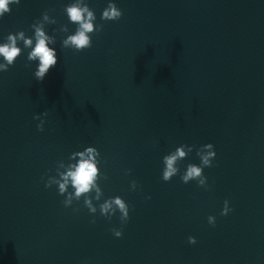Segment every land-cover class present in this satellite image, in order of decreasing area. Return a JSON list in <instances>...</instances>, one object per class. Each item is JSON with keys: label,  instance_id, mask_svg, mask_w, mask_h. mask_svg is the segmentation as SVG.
I'll list each match as a JSON object with an SVG mask.
<instances>
[{"label": "water", "instance_id": "1", "mask_svg": "<svg viewBox=\"0 0 264 264\" xmlns=\"http://www.w3.org/2000/svg\"><path fill=\"white\" fill-rule=\"evenodd\" d=\"M6 37L0 31V43ZM18 47L14 65L0 72V264H264V220L209 179L207 187L183 183L185 160L163 181L171 149L55 67L37 81L38 60ZM88 146L100 153L95 214L83 197L65 207L66 194L45 187ZM115 196L129 205L126 223L119 211L111 219L100 214L99 205ZM225 200L232 211L222 216Z\"/></svg>", "mask_w": 264, "mask_h": 264}, {"label": "clouds", "instance_id": "2", "mask_svg": "<svg viewBox=\"0 0 264 264\" xmlns=\"http://www.w3.org/2000/svg\"><path fill=\"white\" fill-rule=\"evenodd\" d=\"M20 0H0V17H3L6 13L11 11L10 5L19 4ZM65 12L71 23L77 25L74 34L67 35L62 41V47L71 48L77 52L92 47V33H99L103 29V25H97L96 15L93 9H91L85 0H73L65 6ZM122 11L115 3L109 2L108 6L103 10L101 19L105 21H117L121 18ZM56 20L50 17L48 11H45L42 18L37 20L31 25L34 30L32 37H27L24 31L17 33H9L4 43H0V58L3 62H0V72L8 71L9 67L14 65L18 56L21 55L22 49L18 47V42L22 41L24 48L31 49L28 52L27 59L29 61H37L38 66L34 72L35 79L37 81H43L49 70L57 64L58 58L55 48L49 47V44H55V36H50L45 32L46 24H55ZM61 32H68L67 26H61L59 29ZM35 41V43H34ZM48 113L44 112L42 115L46 116ZM34 119L40 120L37 125L38 131L44 130V120L40 115L34 116ZM194 146L181 145L176 148L175 151L163 157L164 168L162 171V180L165 182L171 181V179L179 173L178 161L183 160L190 152H192ZM187 148V152L185 151ZM197 155L200 158V165L189 164L186 171L181 175L183 183L187 184L190 181H197L198 186L207 187V177L204 175V168L212 167L213 160L216 157L214 146L211 143L202 145L197 150ZM73 157L79 156L80 159L74 165L68 166L65 172H58L56 177L50 176L45 183V187H51L53 184L58 186V192L61 195L66 194V198L63 201L65 207L71 206L73 201H79L81 197L84 198V205L88 208L89 212L95 214L97 207L93 204V199L100 200L102 196V190L97 181L101 176L97 165L100 160L97 157L100 153L97 148L88 146L84 151L75 152ZM63 165H61L62 167ZM107 178L106 176L104 177ZM69 183L74 189V192H69ZM137 188V182L133 180L131 182V189ZM95 192V196L91 197L90 193ZM150 198V197H149ZM74 211H78L75 209ZM99 211L102 216L111 219L117 211L120 213L121 223H126L129 219V205L120 196H115L106 199L99 205ZM232 209L229 207V201H224V207L221 211L222 216H226ZM215 217L209 216L208 222L213 227L215 226ZM95 223V220L92 221ZM113 234L116 237L122 236V229H112ZM189 243L195 244V237L188 238Z\"/></svg>", "mask_w": 264, "mask_h": 264}]
</instances>
